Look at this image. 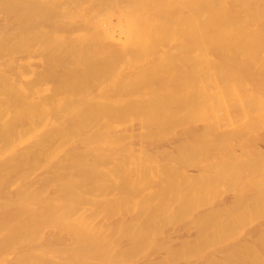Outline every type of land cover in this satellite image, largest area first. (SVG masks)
Returning a JSON list of instances; mask_svg holds the SVG:
<instances>
[{"label":"bare ground","instance_id":"obj_1","mask_svg":"<svg viewBox=\"0 0 264 264\" xmlns=\"http://www.w3.org/2000/svg\"><path fill=\"white\" fill-rule=\"evenodd\" d=\"M0 264H264V0H0Z\"/></svg>","mask_w":264,"mask_h":264}]
</instances>
